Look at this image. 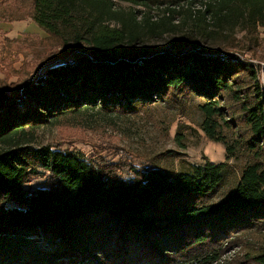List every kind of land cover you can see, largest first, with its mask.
Returning <instances> with one entry per match:
<instances>
[{
  "label": "trees",
  "instance_id": "obj_1",
  "mask_svg": "<svg viewBox=\"0 0 264 264\" xmlns=\"http://www.w3.org/2000/svg\"><path fill=\"white\" fill-rule=\"evenodd\" d=\"M147 1L33 0V21L68 50L0 89V237L44 245L11 264H224L240 236L264 232L261 68L236 55L199 51L193 33L172 40L175 53L114 57L119 46L140 39L115 2ZM205 5L223 22L244 11L252 27L264 29V0ZM113 20L122 26H111ZM190 97L202 101L201 129L225 145L227 161L246 159L234 187L227 185L228 163L190 172L130 167L125 179L127 164L30 146L28 129L88 111L138 115L159 101L179 106ZM35 179L46 187L29 193ZM11 202L20 207H6ZM231 260L264 264V244Z\"/></svg>",
  "mask_w": 264,
  "mask_h": 264
},
{
  "label": "rangeland",
  "instance_id": "obj_2",
  "mask_svg": "<svg viewBox=\"0 0 264 264\" xmlns=\"http://www.w3.org/2000/svg\"><path fill=\"white\" fill-rule=\"evenodd\" d=\"M208 2L148 0L146 6L115 2L116 10L124 14L123 22H130L132 29L139 31L140 39L134 45L126 42L119 46L114 57L139 60L160 52L175 53L172 40L193 33L199 51L211 55H236L259 66L264 85V29L252 27L248 13L244 11L223 22L212 13H205ZM32 13L33 0H0V89L6 83H20L68 50L33 21ZM110 25L122 26V23L113 20ZM193 49L195 47L190 46L184 51ZM201 102L195 97L186 98L179 106H174L171 101H159L141 109L138 115L88 111L78 119L28 129L27 134L30 146L34 148L61 146L63 151L127 164L121 173L125 179L131 177L130 167L190 172L193 167L209 162L228 163L225 168L227 185L234 187L246 159L227 161L225 145L206 136L201 129ZM227 134L231 136L230 132ZM44 187L45 180L35 179L26 189L32 193ZM6 207L18 208L20 205L11 202ZM262 233L257 231L240 236L224 256V264L234 258L239 261L250 251L259 252L264 244ZM43 247L33 238L2 236L0 254L6 258L0 264L23 261V252L34 253Z\"/></svg>",
  "mask_w": 264,
  "mask_h": 264
}]
</instances>
